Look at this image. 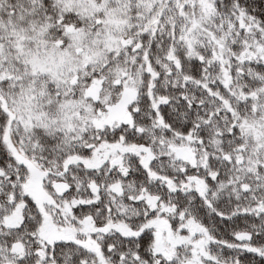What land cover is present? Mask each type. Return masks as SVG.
<instances>
[{"label": "snow or ice", "instance_id": "1", "mask_svg": "<svg viewBox=\"0 0 264 264\" xmlns=\"http://www.w3.org/2000/svg\"><path fill=\"white\" fill-rule=\"evenodd\" d=\"M0 264H264V0H0Z\"/></svg>", "mask_w": 264, "mask_h": 264}]
</instances>
